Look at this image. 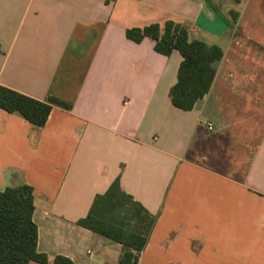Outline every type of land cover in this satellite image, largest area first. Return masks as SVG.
I'll return each instance as SVG.
<instances>
[{
  "label": "crops",
  "instance_id": "crops-1",
  "mask_svg": "<svg viewBox=\"0 0 264 264\" xmlns=\"http://www.w3.org/2000/svg\"><path fill=\"white\" fill-rule=\"evenodd\" d=\"M168 21L224 53L191 111L171 98L179 51L126 35ZM263 38L264 0H0V87L71 105L43 128L0 109V192L33 189L49 264H120L127 247L79 224L116 181L154 218L136 264H264Z\"/></svg>",
  "mask_w": 264,
  "mask_h": 264
},
{
  "label": "trees",
  "instance_id": "trees-1",
  "mask_svg": "<svg viewBox=\"0 0 264 264\" xmlns=\"http://www.w3.org/2000/svg\"><path fill=\"white\" fill-rule=\"evenodd\" d=\"M126 35L135 43L146 38L154 40L155 50L162 55L169 56L174 50L182 55L178 82L171 90L175 107L191 111L208 94L216 76L215 64L224 56L220 47L191 41L188 29L173 21L164 26L152 24L129 29ZM54 105L71 109V105L53 97L42 102L0 87V109L19 113L36 127L46 126ZM35 209V196L30 186L19 185L0 192V264H49L48 257L38 252V227L33 221ZM79 224L127 247L120 264H136L138 256L131 250L140 253L145 249L154 218L124 194L116 181L105 194L95 199L88 216ZM53 264L75 263L57 257Z\"/></svg>",
  "mask_w": 264,
  "mask_h": 264
},
{
  "label": "rangeland",
  "instance_id": "rangeland-1",
  "mask_svg": "<svg viewBox=\"0 0 264 264\" xmlns=\"http://www.w3.org/2000/svg\"><path fill=\"white\" fill-rule=\"evenodd\" d=\"M214 1V0H212ZM233 5H236L234 2H231ZM247 13L249 14V11H247ZM249 19L247 16H245V21L241 23V25L239 26V37H238V40L239 41H254L255 38L252 36V29H259L261 26L258 25V23H250V22H247ZM249 23L250 25H253V27H251L249 25V27L247 26ZM264 40V38H263Z\"/></svg>",
  "mask_w": 264,
  "mask_h": 264
},
{
  "label": "built area",
  "instance_id": "built-area-1",
  "mask_svg": "<svg viewBox=\"0 0 264 264\" xmlns=\"http://www.w3.org/2000/svg\"><path fill=\"white\" fill-rule=\"evenodd\" d=\"M208 129H209L210 131H212V130L214 129L213 125H212V124H209V125H208Z\"/></svg>",
  "mask_w": 264,
  "mask_h": 264
}]
</instances>
